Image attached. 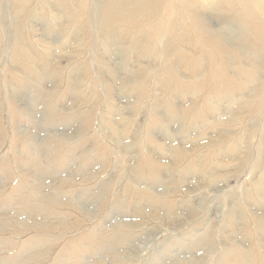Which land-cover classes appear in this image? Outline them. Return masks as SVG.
Wrapping results in <instances>:
<instances>
[{
  "label": "rangeland",
  "instance_id": "obj_1",
  "mask_svg": "<svg viewBox=\"0 0 264 264\" xmlns=\"http://www.w3.org/2000/svg\"><path fill=\"white\" fill-rule=\"evenodd\" d=\"M118 2L0 0V264H264V0Z\"/></svg>",
  "mask_w": 264,
  "mask_h": 264
},
{
  "label": "bare ground",
  "instance_id": "obj_2",
  "mask_svg": "<svg viewBox=\"0 0 264 264\" xmlns=\"http://www.w3.org/2000/svg\"><path fill=\"white\" fill-rule=\"evenodd\" d=\"M130 1H133V0H119V2L116 4V6H114V9L116 8V9H118L119 7H122V8H126L125 9V11H126V16H124V17H117V18H114V17H111V15L109 16L108 15V20L110 19L111 21L114 19L115 20V22H126V20H127V17L128 18H131V16H132V14H131V8H130V5H129V3H130ZM143 4L141 3H139L138 5H136V7L135 8H133L132 10L133 11H138V10H142L143 9ZM232 5H231V10H232ZM234 8V7H233ZM200 15H201V13L200 12H198ZM108 14H109V12H108ZM111 17V18H110ZM113 18V19H112ZM113 20V21H114ZM128 22V21H127ZM133 24V23H132ZM134 24H136V22L134 23ZM210 34H211V36H212V40H216V42H220L221 40L222 41H225V38L223 37V35H219V33H215V32H210ZM251 74H253V71H251L250 72Z\"/></svg>",
  "mask_w": 264,
  "mask_h": 264
}]
</instances>
